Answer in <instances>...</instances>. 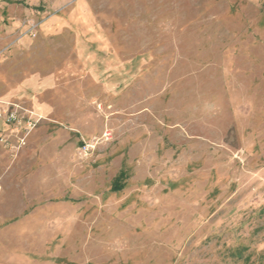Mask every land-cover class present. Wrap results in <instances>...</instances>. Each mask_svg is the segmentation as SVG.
<instances>
[{"label":"rangeland","instance_id":"374dc122","mask_svg":"<svg viewBox=\"0 0 264 264\" xmlns=\"http://www.w3.org/2000/svg\"><path fill=\"white\" fill-rule=\"evenodd\" d=\"M0 101V264H264V0H0Z\"/></svg>","mask_w":264,"mask_h":264},{"label":"built area","instance_id":"2783aa9c","mask_svg":"<svg viewBox=\"0 0 264 264\" xmlns=\"http://www.w3.org/2000/svg\"><path fill=\"white\" fill-rule=\"evenodd\" d=\"M27 118L24 121L30 125L31 119ZM4 124H11L17 128L19 124L23 121V116L19 114L16 108L12 104H4L0 101V122Z\"/></svg>","mask_w":264,"mask_h":264}]
</instances>
